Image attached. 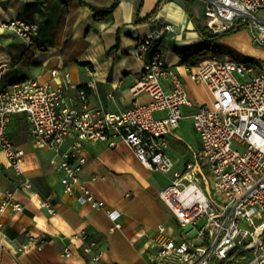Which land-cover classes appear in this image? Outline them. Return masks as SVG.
Returning <instances> with one entry per match:
<instances>
[{
    "label": "built area",
    "instance_id": "obj_1",
    "mask_svg": "<svg viewBox=\"0 0 264 264\" xmlns=\"http://www.w3.org/2000/svg\"><path fill=\"white\" fill-rule=\"evenodd\" d=\"M202 1L211 31L220 34L243 27L251 33L253 44L264 48V0ZM165 28L173 29L172 25ZM0 29L13 32L26 46H32L39 35L36 23L20 19L4 21ZM152 45V39L146 38L139 51L146 53ZM177 66L167 62L159 48L154 51L132 88L134 95L148 94L151 102L118 113L92 109L87 89L59 68L51 71L57 83L28 79L0 86V149L16 174L24 175L25 151L8 133L16 114L27 116L37 147L59 153L74 138L58 163L64 190L72 195L79 189V204L106 209L114 232L122 228L121 212L107 208L81 181L85 159L80 154L83 142L112 147L124 142L148 169L170 177L160 198L181 232L170 236L166 227H158L150 240L154 264H264V66L217 56L184 64L190 81L212 95L211 102L201 104L191 99ZM70 89L77 90L78 107L66 103L65 92ZM185 107L194 112L186 114ZM188 118L200 149L179 167L170 155L171 138L183 141L176 131ZM32 188V181L24 177L22 189ZM9 206L17 213L24 209L13 193H7L1 211ZM40 207L50 215L57 212L50 196L42 198ZM200 220L205 223L198 228ZM29 239L42 249L43 241ZM73 239L83 243L92 264H116L106 260L105 251L87 234L76 233ZM64 255L71 257L70 249Z\"/></svg>",
    "mask_w": 264,
    "mask_h": 264
},
{
    "label": "crops",
    "instance_id": "obj_2",
    "mask_svg": "<svg viewBox=\"0 0 264 264\" xmlns=\"http://www.w3.org/2000/svg\"><path fill=\"white\" fill-rule=\"evenodd\" d=\"M84 2L86 5L79 0L45 4L37 0H0V24L20 19L39 26L32 46L24 45L13 32L0 29V86L28 79L57 83L59 79H53L51 71L59 68L70 73L74 84L87 89L92 109L123 112L151 102L148 94L132 92L146 60L154 52L151 46L142 53L139 46L151 38L167 62L179 65L191 99L198 104L212 101L208 89L193 83L184 73L183 66L188 62L180 54L203 43L198 31V25L207 27L202 0H193L190 6L185 0H164L159 8L160 0ZM114 3L117 6L113 12L101 19L91 8L107 9ZM146 18L138 23V19ZM166 25L173 29L167 30ZM220 45L243 57L264 49L253 44L247 29L224 38ZM197 91L206 95L205 100L198 99ZM65 97L67 104L79 106L76 89L66 91ZM191 110L194 112L184 108L186 114H191ZM8 133L16 146L25 151L24 175L16 174L0 149V264H92L83 243L73 239L76 233L87 234L89 241L105 251L109 262L154 264L150 240L158 227L163 225L170 236H179L177 219L160 198L170 177L148 169L126 143L112 147L104 142H83L80 154L85 159L81 181L107 208L121 212L122 228L112 232L114 223L106 209L79 204V189L72 195L64 190L58 163L74 138L68 139L59 153L37 147L25 114L13 116ZM24 177L32 181L31 190L22 189ZM7 193H13L23 205L22 212H14L11 206L1 211ZM46 196L57 207L53 215L40 207ZM30 236L43 241L42 249L30 242ZM66 248L71 251L69 258L64 255Z\"/></svg>",
    "mask_w": 264,
    "mask_h": 264
},
{
    "label": "rangeland",
    "instance_id": "obj_3",
    "mask_svg": "<svg viewBox=\"0 0 264 264\" xmlns=\"http://www.w3.org/2000/svg\"><path fill=\"white\" fill-rule=\"evenodd\" d=\"M216 56L219 58H232L237 62L248 63L256 68L264 66V49H257L256 53H253L252 55H250V57H243L232 51L223 49V53ZM196 95L201 101L205 100L206 95L203 92L197 91ZM192 112L193 110L190 111V113ZM176 133L180 136L183 142L181 143L176 139H173L171 141L170 155L176 160L178 166L181 167L184 162L192 158L193 151H198L199 136L194 128L193 121L190 118L185 119L182 122L180 128L177 129ZM204 223V220H200L197 227L201 228Z\"/></svg>",
    "mask_w": 264,
    "mask_h": 264
},
{
    "label": "trees",
    "instance_id": "obj_4",
    "mask_svg": "<svg viewBox=\"0 0 264 264\" xmlns=\"http://www.w3.org/2000/svg\"><path fill=\"white\" fill-rule=\"evenodd\" d=\"M37 1H40V2L45 4V3H48V2L53 1V0H37ZM163 1L164 0H160V2H159L160 4H158L157 8H159V6L161 5V3ZM185 1L188 4V6H190L193 0H185ZM79 2L82 5H86L84 0H79ZM116 6H117V3H114L110 8H107V9H96L93 7H91V8L96 13V17L98 19H101V18L106 17L110 13H112L113 10L116 8ZM156 12H157V9L154 12V15ZM138 13H139V10L137 11V14ZM147 19L148 18H146L144 20L138 19V23L146 21ZM242 30H244L243 27L236 26L232 30H229V31H226V32H223L220 34H216L213 31H211L208 27H202V26L198 25V31L200 33L202 40H203V43L191 48L187 52H180V54L184 56L186 62H188L192 65H195L202 59H206V58H210V57L222 54L223 49L220 45V41L223 40L224 38H227L229 36H232V35L240 32V31H242ZM152 48L154 49L153 51L158 50V46H156L155 44L152 45Z\"/></svg>",
    "mask_w": 264,
    "mask_h": 264
}]
</instances>
